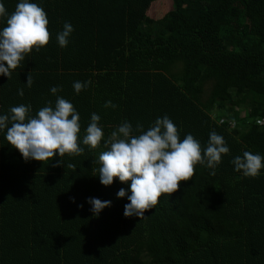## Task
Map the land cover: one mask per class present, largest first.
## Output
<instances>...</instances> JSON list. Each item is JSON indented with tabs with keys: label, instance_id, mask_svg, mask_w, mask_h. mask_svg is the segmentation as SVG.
<instances>
[{
	"label": "trees",
	"instance_id": "obj_1",
	"mask_svg": "<svg viewBox=\"0 0 264 264\" xmlns=\"http://www.w3.org/2000/svg\"><path fill=\"white\" fill-rule=\"evenodd\" d=\"M157 1L33 0L49 41L0 75V113L31 104L34 115L56 86L79 113L84 150L25 160L0 132V264H264V169L243 177L230 163L245 150L264 155V0H171L152 18ZM3 3L11 13L17 0ZM66 21L73 31L61 48ZM74 81L89 84L76 94ZM93 112L105 135L125 119L147 129L167 114L181 138L203 146L215 131L229 152L215 175L197 164L176 192L126 218L116 192L127 185H102V146L80 143ZM93 197L111 206L94 216Z\"/></svg>",
	"mask_w": 264,
	"mask_h": 264
},
{
	"label": "clouds",
	"instance_id": "obj_2",
	"mask_svg": "<svg viewBox=\"0 0 264 264\" xmlns=\"http://www.w3.org/2000/svg\"><path fill=\"white\" fill-rule=\"evenodd\" d=\"M48 23L47 13L33 0H17L11 13L0 0V75L9 79L26 54L47 45ZM72 31V25L66 21L56 33L55 39L61 48L67 46ZM32 84L30 72L25 86ZM88 84L89 81H74L72 87L79 94ZM59 90L56 86L50 87L55 101L46 102L34 115L31 104L11 106L7 113H0V132L25 160L42 162L66 153L80 154L84 150L78 144L81 135L79 113L70 101L56 95ZM17 95L23 96V89H18ZM104 107L115 108L116 105L106 101ZM99 121L100 116L93 112L80 143L92 149L102 146L103 150L94 159V170L102 185H111L114 178L127 185L116 192L117 198L128 201L123 206L126 218L142 217L157 204L162 194L176 192L181 181L192 177L197 164L215 175L222 155L229 152L224 138L215 131L209 133L203 146L191 133L181 138L167 114L156 117L147 129L139 122L133 128L125 119L107 135ZM230 163L233 171L241 176L256 177L264 169V155L245 150ZM87 203L94 216L111 206V201L94 197L88 198Z\"/></svg>",
	"mask_w": 264,
	"mask_h": 264
},
{
	"label": "rangeland",
	"instance_id": "obj_3",
	"mask_svg": "<svg viewBox=\"0 0 264 264\" xmlns=\"http://www.w3.org/2000/svg\"><path fill=\"white\" fill-rule=\"evenodd\" d=\"M173 2L171 0H158L157 2L153 3L148 11V15L152 18L159 17L161 12H165L173 8ZM242 114H245V110H242Z\"/></svg>",
	"mask_w": 264,
	"mask_h": 264
},
{
	"label": "built area",
	"instance_id": "obj_4",
	"mask_svg": "<svg viewBox=\"0 0 264 264\" xmlns=\"http://www.w3.org/2000/svg\"><path fill=\"white\" fill-rule=\"evenodd\" d=\"M214 117H215V116H214ZM223 121H229V119L226 118V117H223V118L220 120V122H223ZM230 123H232V122H230Z\"/></svg>",
	"mask_w": 264,
	"mask_h": 264
}]
</instances>
